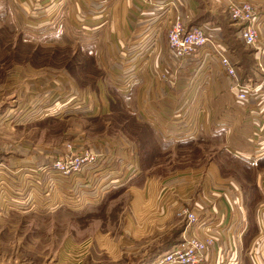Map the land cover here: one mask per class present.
I'll list each match as a JSON object with an SVG mask.
<instances>
[{
	"label": "rangeland",
	"instance_id": "374dc122",
	"mask_svg": "<svg viewBox=\"0 0 264 264\" xmlns=\"http://www.w3.org/2000/svg\"><path fill=\"white\" fill-rule=\"evenodd\" d=\"M49 5L50 0H0V262L147 264L149 252L144 249L150 242L129 240L124 248L128 238L120 227L119 210L126 211L128 192L100 201L126 180V169L134 162V151L122 140V134L134 126L132 96L119 87L125 77L116 75V80L109 81L106 72L101 78L107 77L108 91L86 90L87 79L100 71L87 66L82 53H102L104 47L93 37L80 36L73 25L74 14H66L67 4L54 17L49 16ZM120 55L119 66L127 76L129 60L123 59L127 56L124 52ZM167 57L165 67L173 71L176 63L170 54ZM105 61L114 68L112 60ZM210 68L206 72L205 67L197 66L188 74H178L174 82L189 84L184 98L191 100L192 106L181 109H186L187 123L158 125L156 133L165 142L163 148L173 154L167 158L176 159L179 152L195 155L192 148L176 151L174 138L191 136L197 130L195 136L203 134V147L197 148V153L205 156L200 157H210L214 150L222 152L228 144L239 149L235 156L253 161V155L246 154L252 147L247 136L244 139L234 132L242 119L225 107L231 101L228 91L223 96L215 94L217 78L223 77L215 63L211 62ZM213 95L214 103L209 98ZM170 98L178 99V91ZM208 100L215 106L209 108L207 118L222 120L210 125V133L219 136L222 130L218 127L227 125L225 140H211L196 122L198 114L208 109ZM176 105H163V110L171 115ZM160 111L155 107L154 114ZM224 114L231 116L229 121ZM136 126L144 131L141 125ZM82 149L96 152L98 161L80 171L54 168V161L76 156ZM187 206L191 207L189 200L178 208ZM223 263L219 257L213 264Z\"/></svg>",
	"mask_w": 264,
	"mask_h": 264
},
{
	"label": "crops",
	"instance_id": "0c3cea01",
	"mask_svg": "<svg viewBox=\"0 0 264 264\" xmlns=\"http://www.w3.org/2000/svg\"><path fill=\"white\" fill-rule=\"evenodd\" d=\"M229 1L50 0V17L59 15L60 9H64V4H67L66 14L68 17L74 14L73 25L79 30L80 36L85 39L93 37L104 47L102 53L95 50L82 53L87 58V66L100 71L96 73L97 76L87 79L88 86L85 89L99 91V94L108 91L107 77L104 81L101 78L107 72L109 81L116 80V75L125 77L120 80L123 83L119 87L129 91L133 99V114L130 118L134 126L128 134H122V140L134 151V162L126 169V180L118 186H112L113 189L100 200L104 201L106 197L115 199L117 194L121 195L125 191L130 195L126 211L123 208L119 210L120 227L128 238L124 248L128 246L129 240L150 242L144 252L169 250L179 243L184 220L175 211L183 208L178 207L189 200L191 207H187L192 208L200 219L196 233L203 235L206 228V234L214 240V245L208 249V264L218 255L224 260L223 264H264V97L253 94L248 100V107L240 109L234 103L229 82L217 78L219 81H216L215 87L218 92L215 94L223 96L228 91L231 101L225 107L229 113L239 114L237 118L242 119V125L234 129V132L244 139L247 136L252 147L246 149L249 150L246 154L255 153L253 161L235 156L234 153L239 149L228 144L222 152L214 150L210 157H200L202 154L205 156V153H197V148L201 150L203 147V134L195 136L197 130L191 136L174 138L176 151L192 148L195 155L187 156L182 152L176 154L174 150L176 159L167 158L173 154L163 148L165 142L156 133L160 126L166 127L168 123H187L184 118L186 109H181L192 106L189 105L192 101L184 98L190 86H182V82L174 84L178 74H188L200 65L205 67L206 72L211 70V63L198 57L183 64L176 63L173 71L165 67L169 64L165 35L176 14L186 27L200 26L223 44L222 31L233 28V39L249 60L245 67L239 66L238 56L227 47L240 79L249 82L261 79L256 65L264 64V0H246L252 6L257 24L258 40L253 46H244L237 39V27L226 15V4ZM119 52H124L127 56L123 59L129 60L127 76L125 68L119 66L122 56ZM105 60H112L114 68L109 66L111 62ZM192 65H196L195 68L190 67ZM69 79L72 80L70 76ZM179 79L182 80L181 77ZM177 91L178 99L169 100L171 93ZM214 95L209 98L212 99ZM210 101L205 113L196 117V122L200 123L201 129H206L204 134L211 137V140H225V134L229 132L227 125L221 124L218 127V130H222L219 136L210 133V125L214 126L218 121L207 118L209 108L211 111L212 106H215ZM176 102V109H173L177 111L175 116V111L170 115L163 110V105L170 107ZM211 102L214 103L213 99ZM155 107L161 110L158 115L154 114ZM224 115H227L226 120L229 121L231 116ZM254 120L262 124L258 136L252 134L257 125L253 123ZM220 122L222 120L217 123ZM237 124L240 125L239 122ZM136 125H141L144 131H140ZM200 126L197 125V129ZM254 143L258 144L259 149L254 148ZM110 177L116 179L117 176Z\"/></svg>",
	"mask_w": 264,
	"mask_h": 264
},
{
	"label": "built area",
	"instance_id": "2783aa9c",
	"mask_svg": "<svg viewBox=\"0 0 264 264\" xmlns=\"http://www.w3.org/2000/svg\"><path fill=\"white\" fill-rule=\"evenodd\" d=\"M226 15L237 27V39L245 46H253L258 40L256 19L252 6L246 0H230L226 4ZM166 46L173 61L177 64L189 62L194 57L217 65L221 75L229 82V90L234 94L235 105L240 109L248 107V100L253 94L264 97V64H257L261 79L255 82L241 80L236 64L229 49L212 33H207L200 26L186 27L181 17L176 14L166 31ZM253 119V118H252ZM257 120V119H256ZM253 121V123L256 122ZM258 121V120H257ZM252 134L260 135L262 124L256 122ZM254 148L259 149L257 143ZM255 153L253 154V156ZM98 161L96 152L82 149L76 156L53 162L54 168L62 172L70 170L80 171L84 166ZM176 215L184 220V227L180 232L179 243L169 250L156 255L147 264H208V249L214 245L212 236L203 231V235L196 233L199 216L192 208L183 207ZM219 255L210 264L217 263Z\"/></svg>",
	"mask_w": 264,
	"mask_h": 264
},
{
	"label": "trees",
	"instance_id": "16d2710c",
	"mask_svg": "<svg viewBox=\"0 0 264 264\" xmlns=\"http://www.w3.org/2000/svg\"><path fill=\"white\" fill-rule=\"evenodd\" d=\"M229 32V33H228ZM223 33V39H224V43L225 45L229 48V49H233L234 52L236 53V55L238 56V60L240 59L241 61H238V65L241 66L243 65L244 67L246 66V64L249 62L244 50L242 48H240V46L238 45V43L236 41H234L232 33H233V28L231 29H226V34ZM249 192H251V189L248 190ZM179 238V235H178ZM167 251V250H159V251H151L148 254L147 262H149L150 260H152L156 255Z\"/></svg>",
	"mask_w": 264,
	"mask_h": 264
}]
</instances>
